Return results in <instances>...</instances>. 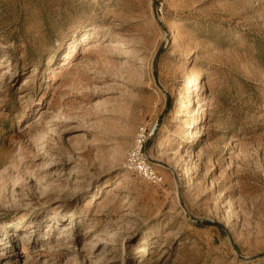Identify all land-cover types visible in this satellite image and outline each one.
I'll use <instances>...</instances> for the list:
<instances>
[{
    "label": "rangeland",
    "instance_id": "374dc122",
    "mask_svg": "<svg viewBox=\"0 0 264 264\" xmlns=\"http://www.w3.org/2000/svg\"><path fill=\"white\" fill-rule=\"evenodd\" d=\"M0 264H264V0H0Z\"/></svg>",
    "mask_w": 264,
    "mask_h": 264
},
{
    "label": "built area",
    "instance_id": "2783aa9c",
    "mask_svg": "<svg viewBox=\"0 0 264 264\" xmlns=\"http://www.w3.org/2000/svg\"><path fill=\"white\" fill-rule=\"evenodd\" d=\"M159 1V0H156ZM144 138V130L140 131V134L136 138V145L134 148V152L131 156L132 168L136 171L137 175L140 176L141 179L145 180L151 184H158L161 182V176L156 173V171L150 166V164L142 157L141 155V147Z\"/></svg>",
    "mask_w": 264,
    "mask_h": 264
}]
</instances>
